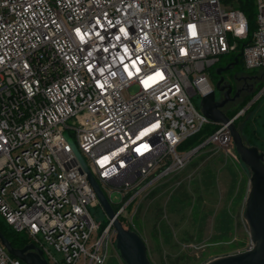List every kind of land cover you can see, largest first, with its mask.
<instances>
[{"label":"built area","instance_id":"2783aa9c","mask_svg":"<svg viewBox=\"0 0 264 264\" xmlns=\"http://www.w3.org/2000/svg\"><path fill=\"white\" fill-rule=\"evenodd\" d=\"M236 1L0 0V217L49 264H105L114 229L94 218L103 208L63 132L124 218L190 163L196 148L178 149L214 124L192 99L214 92L210 69L248 38ZM255 1L242 59L264 70V0ZM214 125L206 146L235 149L229 126ZM0 264L25 263L0 243Z\"/></svg>","mask_w":264,"mask_h":264},{"label":"rangeland","instance_id":"374dc122","mask_svg":"<svg viewBox=\"0 0 264 264\" xmlns=\"http://www.w3.org/2000/svg\"><path fill=\"white\" fill-rule=\"evenodd\" d=\"M240 53L239 49L224 56L210 69L209 79L219 102L224 100V94L217 89L221 77L225 84L232 86L234 100L223 111L236 113L233 117L236 118L245 110L240 116L248 118L251 124L244 136L247 146L256 147L264 154V99L254 111L245 115L264 95V70H247L241 63L221 76L217 73ZM192 102L202 111L200 97H194ZM178 153L183 152L178 149ZM251 178V169L242 162L236 149L226 152L207 145L184 169L167 176L133 200L126 208L123 224L144 240L151 264H208L218 258L246 252L254 244L244 216ZM113 200L118 205L122 197L114 193ZM91 212L103 231L110 223L108 217L101 208ZM98 236L95 233L88 246ZM49 248L58 259L62 258V254ZM78 264H85L83 257ZM105 264H126L117 249L114 229Z\"/></svg>","mask_w":264,"mask_h":264},{"label":"water","instance_id":"95a60500","mask_svg":"<svg viewBox=\"0 0 264 264\" xmlns=\"http://www.w3.org/2000/svg\"><path fill=\"white\" fill-rule=\"evenodd\" d=\"M242 57L243 51H241V53L235 58V61L229 64L226 68H219L217 71L218 75L221 76L223 72L237 66ZM217 89L224 94V100L220 102L217 101L215 91L212 92L202 99V112L214 124L229 126L237 154L242 162L252 171L250 190L244 216L250 227L251 241L254 243V248L250 246L249 251L247 252L218 258L208 264H264V154L261 153L258 148L249 147L245 144L235 124V120L229 118L223 111L224 107L234 100L231 98L233 92L232 86L225 84V79L221 77L217 83ZM254 101H252V103ZM252 103H250V105ZM247 108L248 107H246V109ZM63 135L82 164L106 216L110 223H112L116 233L117 249L124 262L126 264H151L144 240L137 233L128 230L120 221L98 182L89 171L81 154L72 143V140L65 132H63ZM205 146L206 142L197 147L195 149L196 152ZM0 243L6 248L10 255L20 259L25 264H49L43 257V253L37 249L35 245L29 244L23 249H16L4 236L1 230Z\"/></svg>","mask_w":264,"mask_h":264},{"label":"trees","instance_id":"16d2710c","mask_svg":"<svg viewBox=\"0 0 264 264\" xmlns=\"http://www.w3.org/2000/svg\"><path fill=\"white\" fill-rule=\"evenodd\" d=\"M237 6L239 10H241L244 15L247 18L248 25H249V35L248 38L245 41H242L241 44L239 45V49L241 50L242 46L245 44H250L252 43L253 40V35L256 31L257 24L256 21L254 20L255 17V12L257 11L256 8V1L255 0H237L236 1ZM238 55H235L229 62L233 63L235 61V58ZM229 63V64H231ZM243 63V59L240 58L239 64ZM264 99V95H262L255 103L251 105L249 109H247L245 115H248L250 112L254 111L262 102ZM248 99L247 101H249ZM236 113L232 114H226L229 118L233 119ZM235 124L243 138V141L247 145V142L244 139V136L248 133V127L251 126L250 120L246 117H239L236 119ZM217 125H207L205 126L198 134L195 136L191 137L188 139L186 142L183 143L182 146H180L179 150L181 152L185 151H191L202 144H204L210 136H212L217 130H218ZM114 210L117 211V208L114 207ZM122 223H125V219L123 217L119 218ZM0 230L4 234V236L11 242L14 248L16 249H23L27 245H29V239L26 237V235L23 234H17L13 230H11L1 219H0ZM246 249H248V245L246 244Z\"/></svg>","mask_w":264,"mask_h":264},{"label":"snow or ice","instance_id":"6c2138e0","mask_svg":"<svg viewBox=\"0 0 264 264\" xmlns=\"http://www.w3.org/2000/svg\"><path fill=\"white\" fill-rule=\"evenodd\" d=\"M193 34L195 35V33H193ZM157 75H160V74L158 73ZM161 78H162V76H161Z\"/></svg>","mask_w":264,"mask_h":264}]
</instances>
